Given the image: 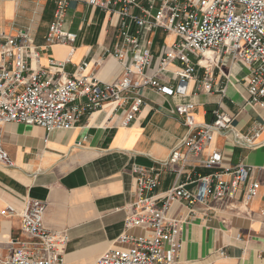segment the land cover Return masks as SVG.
Instances as JSON below:
<instances>
[{"label":"crops","instance_id":"obj_1","mask_svg":"<svg viewBox=\"0 0 264 264\" xmlns=\"http://www.w3.org/2000/svg\"><path fill=\"white\" fill-rule=\"evenodd\" d=\"M57 2L0 0V43L4 35L16 37L25 31L39 52L33 57L28 51H6L0 44V69L11 68L15 60L23 58L32 69L58 71L62 80L77 74L85 62L84 74L102 82L118 81L130 55L124 52L123 59L115 55L122 44L117 15L89 5L88 0H66L63 28L78 35L69 57L68 45L48 46L47 42ZM142 6L148 7V0H143ZM132 12L142 15L140 9ZM136 30L131 24V31ZM140 40L144 50L153 55L146 74L155 78L154 86L141 88L144 103L130 123L125 122L126 111L115 112L106 105L84 113L72 128L49 133L38 125H0V141L15 162L14 168L0 164V257L9 256L17 246L15 241L33 240L23 231L20 217L31 198L46 202L45 227L68 237L63 254L66 264H94L107 250L128 247L121 241L124 233L147 234L141 227L127 228L125 224L135 200L134 167L159 168L181 145L190 131L175 108L193 103L195 120L201 124L212 123L217 109L233 116L232 130L217 133L204 155L219 150L222 167L243 164L251 171L234 197L173 205L170 217L183 223L175 264H264V107L250 102L246 81L250 69L229 55L208 51L207 58L213 59L212 91L198 89L205 71L199 66L185 91L176 93L179 82L174 67L154 73L177 35L159 28L143 32ZM159 85L174 92H160ZM213 171L190 167L180 180L188 191L195 192L197 178ZM176 179L174 172L162 171L158 193L167 191ZM254 182L260 183L258 194L245 204ZM8 206L16 212L2 215Z\"/></svg>","mask_w":264,"mask_h":264},{"label":"built area","instance_id":"obj_2","mask_svg":"<svg viewBox=\"0 0 264 264\" xmlns=\"http://www.w3.org/2000/svg\"><path fill=\"white\" fill-rule=\"evenodd\" d=\"M142 1L88 0L89 5L118 17V36L122 44L115 50V55L120 59L124 52L130 55L118 81L102 82L94 75L84 74L85 62L79 65L77 74L61 80L58 71L53 73L42 67L32 69L26 59H17L11 68L0 69V125L7 122L38 125L49 133L72 128L84 113L106 105L115 112L126 111L125 122L130 123L144 103L141 88L154 86L155 78V75L146 74L153 55L144 50L140 35L159 28L175 33L177 40L161 55L154 74L174 67L179 82L176 93L185 91L187 83L196 77L199 66L205 71L198 80V89L212 91L210 67L213 59L206 56L210 51L218 56L229 55L250 69L246 79L250 102L264 107V0H148V7H143ZM133 9H140L142 15L135 14ZM66 11V0H58L47 42L48 46L68 45L70 57L75 51L78 35L63 28ZM131 24L137 26L136 32L131 31ZM2 40L0 44L7 48L6 51H28L33 57L39 54L33 38L25 31L16 37L4 35ZM157 90L174 92L164 85L157 86ZM193 109V103L176 106L175 112L183 117L190 133L172 150L168 159L160 162L159 168L134 167L135 200L125 224L127 228L141 227L147 234L124 233L121 241L128 247L107 250L94 264H175L182 246L183 223L170 217L173 205L185 201L191 206L234 197L248 179L250 167L243 164L222 167L219 150L204 155L217 133L232 130L233 116L217 109L212 123L201 124L196 122ZM0 164L6 168L15 167L1 141ZM190 167L214 170L197 178L195 192L188 191L180 180ZM165 170L174 172L177 179L167 191L158 193L160 175ZM259 189L260 183L254 182L245 204L258 194ZM45 210V201L27 200L20 212L21 225L33 240L15 241L17 246L8 257H0V264H66L63 254L68 237L45 227ZM15 212L8 206L1 214Z\"/></svg>","mask_w":264,"mask_h":264},{"label":"bare ground","instance_id":"obj_3","mask_svg":"<svg viewBox=\"0 0 264 264\" xmlns=\"http://www.w3.org/2000/svg\"><path fill=\"white\" fill-rule=\"evenodd\" d=\"M207 53V52H206Z\"/></svg>","mask_w":264,"mask_h":264}]
</instances>
